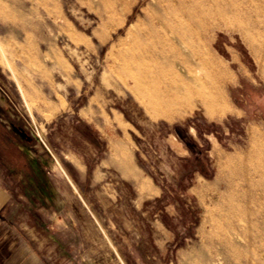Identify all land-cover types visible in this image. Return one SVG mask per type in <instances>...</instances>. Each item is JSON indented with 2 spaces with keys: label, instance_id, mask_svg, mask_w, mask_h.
I'll return each mask as SVG.
<instances>
[{
  "label": "rangeland",
  "instance_id": "rangeland-1",
  "mask_svg": "<svg viewBox=\"0 0 264 264\" xmlns=\"http://www.w3.org/2000/svg\"><path fill=\"white\" fill-rule=\"evenodd\" d=\"M191 5L196 10L181 27L203 28L193 38L200 55L191 57L175 40L170 51L181 57L173 67L186 58L198 74L223 72L214 102L189 99L192 90L173 91L179 81L172 74L165 77L167 93L150 81L133 86L123 53L125 31L144 10L183 12ZM202 5L209 11L198 10ZM263 38L264 0H0V126L10 137L0 151V173L3 165L19 164L18 149L30 150L48 167L54 216L99 217L98 242L81 256L71 253L74 262L212 264L210 252L221 246L211 233L225 227L227 207L237 205L240 214L254 190L240 170L264 160V149L251 156L264 142ZM110 148L123 159L133 151L160 196L140 204L145 196L110 168L99 169ZM30 156L27 165L21 156L25 170ZM84 164L79 174L74 165ZM66 191L72 201H62Z\"/></svg>",
  "mask_w": 264,
  "mask_h": 264
},
{
  "label": "bare ground",
  "instance_id": "bare-ground-1",
  "mask_svg": "<svg viewBox=\"0 0 264 264\" xmlns=\"http://www.w3.org/2000/svg\"><path fill=\"white\" fill-rule=\"evenodd\" d=\"M181 1L194 2L195 0ZM126 6L127 3L121 2L119 8H123L124 10ZM205 7L202 5L198 10L209 11V7ZM128 9L130 10V7ZM195 10V6L190 10H183V12L180 9L173 12L166 9L161 12L144 10L142 18L138 16L129 26L127 25L125 38L129 40L127 43L125 42L126 48L123 53L127 59V69L133 80V86L147 84L150 81L151 83L163 86L161 91L167 93V80L165 77L172 74L179 81L178 84L173 85V91L181 93L192 90L195 96L192 93H190V96H186L191 100L195 99L201 103L214 102L216 100L213 92L221 91L223 79H225L223 72L215 77L204 73L198 74L195 72L194 66L184 57H182L184 59L179 63L178 68L173 67V59H180L181 57L179 52L170 51L176 43L175 40L185 45L191 57L195 58V56L200 55V49L194 43L193 38L194 36L201 35L203 28L200 25L193 28L190 27L189 29L181 27V24L186 23L188 16L193 14ZM189 18H192V16ZM124 21V18L120 19L116 24L119 25ZM119 43H124L122 38L119 40ZM179 46L181 47V45ZM186 100L180 99L179 102L186 103ZM250 130L252 131V129ZM259 148L253 150L252 157L256 155V152L264 149V142ZM251 164L250 167H244V169L240 170L245 179L252 180L255 183L254 190L249 191L250 199L246 200L247 202L246 204L244 203L245 206L243 205V208L241 207L243 210L240 214L236 212L237 205L233 206L230 204L225 213V227L221 232L211 233L210 235L211 239L213 238L212 240L221 246L219 249H214L213 252H210L212 264H264V160L256 159ZM238 208H240L239 203ZM220 227L223 226L221 225Z\"/></svg>",
  "mask_w": 264,
  "mask_h": 264
},
{
  "label": "crops",
  "instance_id": "crops-1",
  "mask_svg": "<svg viewBox=\"0 0 264 264\" xmlns=\"http://www.w3.org/2000/svg\"><path fill=\"white\" fill-rule=\"evenodd\" d=\"M52 103L49 102L42 107L50 108ZM18 150L21 160H23L21 156H26L24 159L26 165L30 154L32 155L31 160L29 159L31 164L26 170L21 165V160L19 164L9 165L8 168L2 166L4 171L0 173V264H102L83 260L74 262L70 255L87 252L86 248L98 242L100 235L95 223L99 224V217L94 215L91 220L85 212L67 213L63 215L64 218L54 216L52 208L54 202L48 203L53 200L55 194L54 185L48 180V167L38 163L35 160V153L30 150ZM96 164L99 169L110 168L117 178L127 182L132 189L145 196L140 204L146 199L160 196V187L136 163L133 151L123 159L119 150L110 148ZM74 167L80 174L85 173L87 166L84 164L81 168L75 165ZM105 171L108 174L112 173L109 170ZM66 178L68 179L67 176ZM71 185L75 191L77 190L79 199L85 205L86 202L77 186L73 183ZM61 194L63 202H66V199L72 201L69 192L66 191V195L64 192ZM39 205H43L45 210L41 215L37 212ZM17 207L20 208L17 210ZM23 210L34 215H30L29 218L23 216L25 213ZM119 220L127 222L128 218L122 215L119 216ZM54 231L59 233V239L53 237ZM55 248L61 252L57 258L51 255ZM121 263L124 264L123 261Z\"/></svg>",
  "mask_w": 264,
  "mask_h": 264
},
{
  "label": "trees",
  "instance_id": "trees-1",
  "mask_svg": "<svg viewBox=\"0 0 264 264\" xmlns=\"http://www.w3.org/2000/svg\"><path fill=\"white\" fill-rule=\"evenodd\" d=\"M7 138H10V137L8 136V134L6 133V131L3 130V128H1V126H0V148H3L0 151H2V152H3V150L4 151L7 150V144H8ZM3 162L5 164V161H3Z\"/></svg>",
  "mask_w": 264,
  "mask_h": 264
}]
</instances>
